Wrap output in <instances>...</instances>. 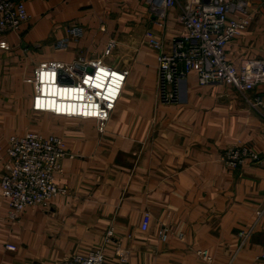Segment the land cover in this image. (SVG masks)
I'll use <instances>...</instances> for the list:
<instances>
[{"label":"crops","instance_id":"1","mask_svg":"<svg viewBox=\"0 0 264 264\" xmlns=\"http://www.w3.org/2000/svg\"><path fill=\"white\" fill-rule=\"evenodd\" d=\"M17 1L25 4L29 20L16 33L0 36L10 46L0 49V59L13 57L3 65L14 80L10 90L0 89L6 100L21 101L33 112L34 89L23 81L40 63L93 60L111 40L116 48L106 63L130 75L105 134L94 120L49 114H38L55 119L45 131L14 134H55L73 158L63 161L56 179L68 187V196L26 209L18 222L8 219L7 204L0 202V264H56L95 251L104 252L105 264H207L198 251H208L215 264H264V217L245 245L239 236L264 211V161L234 170L221 161L238 145L264 153V106L251 104L264 94V84L239 92L199 86L190 74L179 81L176 104L159 98V52L150 41L172 51L189 0H176L164 18L150 0ZM248 11L253 19L247 31L226 47L238 70L264 60V0H253ZM72 26L82 28L83 37L56 49ZM147 213L151 222L144 232ZM163 225L174 233L167 242L158 238Z\"/></svg>","mask_w":264,"mask_h":264},{"label":"built area","instance_id":"2","mask_svg":"<svg viewBox=\"0 0 264 264\" xmlns=\"http://www.w3.org/2000/svg\"><path fill=\"white\" fill-rule=\"evenodd\" d=\"M253 0H189L190 12L181 21L183 33L174 40L172 51H165L161 42L152 39L150 44L159 52L158 93L161 103L176 104L178 84L183 78L195 74L199 86L216 84L239 92H252L264 84V60L247 63L238 70L227 58L226 47L230 41L241 37L252 22L248 11ZM157 16L164 18L175 6L176 0H150ZM29 20L22 1L0 0V36L16 33ZM83 29L68 28V37L55 44L58 50L68 49L70 41H79ZM116 48L111 40L103 55L93 60L79 57L72 63L46 61L34 70L32 78L25 83L32 85V111L67 119L94 120L98 133L105 134L112 113L122 96L127 79V69H116L105 62ZM0 49L8 51L7 41H0ZM253 107L264 106V94L251 102ZM6 145H0V202H6L7 216L18 222L21 214L31 207H47L59 196H68V187L57 183L63 173V161L73 158L63 138L55 134L27 132L11 136ZM225 167L238 169L247 161H264V153H256L246 146L227 149L221 158ZM257 221L248 230L240 233L241 246L245 245L264 217L258 211ZM151 222L145 214L142 231H147ZM112 232L108 234L111 238ZM174 235L169 226H162L158 238L169 241ZM178 238L183 239L179 234ZM7 250L16 251L13 245ZM207 263L215 264L208 251H198ZM56 264H105L103 251L86 255H73Z\"/></svg>","mask_w":264,"mask_h":264},{"label":"rangeland","instance_id":"3","mask_svg":"<svg viewBox=\"0 0 264 264\" xmlns=\"http://www.w3.org/2000/svg\"><path fill=\"white\" fill-rule=\"evenodd\" d=\"M112 57L106 58L105 62H107V59ZM12 58L13 57L11 55H7L0 59V89L10 90L14 84V80L12 79L13 73H11V71L5 70V67L3 66L6 65V63L11 64ZM23 83H25V81H23ZM12 95L13 94L11 93L10 96ZM6 99L7 97L5 93L0 91V139L7 134H19L20 131L26 132L32 128H35L39 131H45V128L48 125L55 124V119L51 118L50 116H43L30 112L29 108H26L21 104V101H12ZM18 119H21L22 121H19Z\"/></svg>","mask_w":264,"mask_h":264}]
</instances>
